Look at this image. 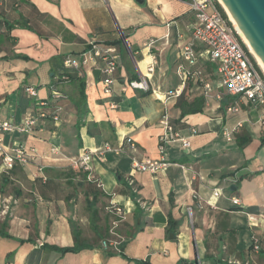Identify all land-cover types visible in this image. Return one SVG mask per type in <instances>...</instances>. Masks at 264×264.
<instances>
[{
	"label": "crops",
	"instance_id": "crops-1",
	"mask_svg": "<svg viewBox=\"0 0 264 264\" xmlns=\"http://www.w3.org/2000/svg\"><path fill=\"white\" fill-rule=\"evenodd\" d=\"M192 20L180 0H0V121L47 113L31 133L4 136L6 145L23 144L27 162L7 171L0 157V199L9 202L0 215V264H264V113L217 86V64L198 56L200 43L195 64L181 57ZM149 40L153 46L143 47ZM90 41L118 46L110 93L95 69L65 64ZM153 57L149 90L130 87ZM197 71L210 84L207 95ZM66 73L74 78L59 82ZM51 87L63 95L57 120ZM178 101L202 109L182 115ZM163 115L191 136L187 149L176 141L159 153ZM128 139L139 158L169 165L132 171ZM104 143L120 151L93 153L92 180L72 167ZM214 188L221 189L216 199Z\"/></svg>",
	"mask_w": 264,
	"mask_h": 264
},
{
	"label": "built area",
	"instance_id": "built-area-1",
	"mask_svg": "<svg viewBox=\"0 0 264 264\" xmlns=\"http://www.w3.org/2000/svg\"><path fill=\"white\" fill-rule=\"evenodd\" d=\"M187 4L189 11L193 15L191 24L190 41H188L181 50V57L189 64L196 63L197 56L194 51L195 43H200L203 48L198 53L199 57H203L211 62L217 64L218 81L217 86L222 88L227 94L231 96H242L249 102L256 106H260L264 113V76L258 70L256 64L252 60V56L246 51L240 40L238 39L233 25L228 19L227 14H222L218 8L217 0H180ZM121 44L126 48L128 54L132 56V52L128 47L124 36H120ZM154 40H149L143 43V47L150 48L153 46ZM133 57V56H132ZM118 46L116 44H101L96 41L89 42V48L76 57L67 58L65 64L75 70H89L92 75L94 69L99 70L102 74L103 91L105 93L111 92V85L114 82V74L118 69ZM156 65V60L153 57L151 63L146 67V72H138V78L130 81L128 84L132 88L141 89L144 91L150 88V76ZM188 75V74H187ZM196 75L204 83L205 94L210 90V84L204 82L201 78V72L197 71ZM59 82L68 80L67 74H63L58 78ZM52 89V101L56 103L63 95L57 90ZM26 94L30 97H36V89L27 86L24 88ZM180 89L177 88L169 92V96H178ZM219 98V95L217 96ZM52 102V103H53ZM40 105H47L45 102H40ZM114 106V105H113ZM62 107L55 104L54 110L51 114L53 120L58 119V112ZM228 111H237L236 106H228ZM47 117V113L39 112L37 115H29L20 123L16 124L12 120L0 121V157L1 163L5 170L9 171L13 168L16 162L26 163L27 157L25 154V147L22 143H14L12 146L6 145L4 136L7 133L17 132L20 134H29L37 126V121ZM160 123L164 126V133L159 137L158 150L160 154L164 153L165 145L170 142H180L182 148L187 149L190 146L191 136H181L180 133L170 123L168 117L163 115ZM192 135L195 130H192ZM224 136L230 140V132L224 131ZM127 149L131 152V169L134 172H150L156 173L159 170L165 169L169 163L162 157L159 159L139 158L137 156V146L132 139L127 140ZM262 149L264 150V141L262 142ZM53 151H55L53 149ZM110 151L118 153L119 148H112L108 143H104L102 150L95 152H84L79 157L73 158L71 165L73 168L80 169L87 172V178L93 179L91 160L93 153L102 154ZM128 184L131 189L136 192L134 180L128 177ZM221 189L214 188L212 198L216 199L220 195ZM233 204L240 206L241 203L238 198H231ZM116 215L123 217L124 212L119 206L111 207ZM9 210V202L0 199V215H5ZM190 214V209H188ZM252 220L253 217L249 216ZM103 246H107L104 241ZM251 249L257 252L260 249V240L251 237Z\"/></svg>",
	"mask_w": 264,
	"mask_h": 264
},
{
	"label": "water",
	"instance_id": "water-1",
	"mask_svg": "<svg viewBox=\"0 0 264 264\" xmlns=\"http://www.w3.org/2000/svg\"><path fill=\"white\" fill-rule=\"evenodd\" d=\"M221 2L264 65V0H221ZM93 74L98 77L99 70L95 69Z\"/></svg>",
	"mask_w": 264,
	"mask_h": 264
},
{
	"label": "trees",
	"instance_id": "trees-1",
	"mask_svg": "<svg viewBox=\"0 0 264 264\" xmlns=\"http://www.w3.org/2000/svg\"><path fill=\"white\" fill-rule=\"evenodd\" d=\"M216 4H217V6H218V8L220 9V11L222 12V14L225 16V13H224V11L222 10V8L220 7V5L218 4V2L216 1ZM238 37V36H237ZM238 39H239V37H238ZM240 40V39H239ZM240 42H241V40H240ZM242 43V42H241ZM113 44H115V42L113 43ZM242 45L244 46V44L242 43ZM244 48L246 49V47L244 46ZM246 51H247V49H246ZM251 56V55H250ZM252 58V57H251ZM252 60H253V58H252ZM254 61V60H253ZM255 63V62H254ZM256 64V63H255ZM256 67L258 68V66L256 65ZM258 70L260 71V69L258 68ZM260 73H261V71H260ZM67 74V76H68V80L69 79H71V78H74V75L73 74H69V73H66ZM262 74V73H261ZM262 76H263V74H262ZM80 94H81V100L83 101L84 100V97H83V90L82 89H80ZM196 103H199V102H196ZM196 103H194L192 106L191 105H188V106H184V104H182L181 103V101H178L177 102V106L178 107H180V109H181V112H182V115L183 114H185V113H187V112H195V111H201V106H200V103H199V106L198 105H196ZM74 251L75 250V248H65V249H63V251Z\"/></svg>",
	"mask_w": 264,
	"mask_h": 264
},
{
	"label": "bare ground",
	"instance_id": "bare-ground-1",
	"mask_svg": "<svg viewBox=\"0 0 264 264\" xmlns=\"http://www.w3.org/2000/svg\"><path fill=\"white\" fill-rule=\"evenodd\" d=\"M222 7L224 8V10L226 11L227 15H228V19L230 20V22L233 24L234 30L236 31V33L239 35V37L241 38V40L243 41V43L245 44V46L247 47L248 51L250 52V54L253 56V58L255 59L257 65L259 66V68L261 69V71L264 74V65L262 64V62L260 61V59L256 56V54L254 53V51L252 50V48L250 47L248 41L246 40V38L243 36V34L241 33L240 29L238 28V26L236 25L234 19L232 18V16L230 15V13L226 10V8L224 7V5L222 4L221 0H217Z\"/></svg>",
	"mask_w": 264,
	"mask_h": 264
},
{
	"label": "rangeland",
	"instance_id": "rangeland-1",
	"mask_svg": "<svg viewBox=\"0 0 264 264\" xmlns=\"http://www.w3.org/2000/svg\"><path fill=\"white\" fill-rule=\"evenodd\" d=\"M218 2V1H217ZM218 4L220 5V3L218 2ZM220 7L222 8V6L220 5ZM222 10L224 11V8H222ZM224 13L225 14H227L225 11H224ZM226 16H228V15H226ZM232 24V23H231ZM233 25V24H232ZM236 32V31H235ZM236 35L239 37V35L236 33ZM239 39L241 40V38L239 37ZM241 42L243 43V41L241 40ZM244 44V43H243ZM245 46V45H244ZM247 49V48H246ZM247 51H248V49H247ZM248 53L250 54V52L248 51ZM251 55V54H250ZM252 56V55H251ZM252 58H253V56H252ZM253 60H254V62L256 63V61H255V59L253 58ZM256 65H257V63H256ZM258 66V65H257ZM258 68H259V66H258ZM260 69V68H259ZM260 71H261V69H260ZM262 72V71H261ZM262 74H263V72H262ZM263 76H264V74H263Z\"/></svg>",
	"mask_w": 264,
	"mask_h": 264
}]
</instances>
